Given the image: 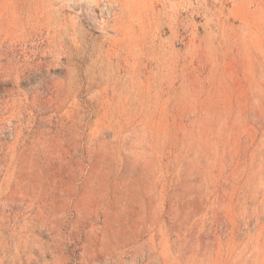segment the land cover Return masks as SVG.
I'll return each mask as SVG.
<instances>
[{"label": "rangeland", "instance_id": "1", "mask_svg": "<svg viewBox=\"0 0 264 264\" xmlns=\"http://www.w3.org/2000/svg\"><path fill=\"white\" fill-rule=\"evenodd\" d=\"M0 264H264V0H0Z\"/></svg>", "mask_w": 264, "mask_h": 264}]
</instances>
